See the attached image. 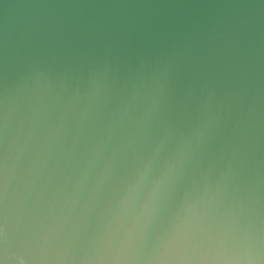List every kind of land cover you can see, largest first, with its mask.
<instances>
[{
    "label": "water",
    "instance_id": "water-1",
    "mask_svg": "<svg viewBox=\"0 0 264 264\" xmlns=\"http://www.w3.org/2000/svg\"><path fill=\"white\" fill-rule=\"evenodd\" d=\"M169 164L173 211L242 239L190 264H264V0H0L3 264H180L144 249L142 202L78 243Z\"/></svg>",
    "mask_w": 264,
    "mask_h": 264
},
{
    "label": "snow or ice",
    "instance_id": "snow-or-ice-1",
    "mask_svg": "<svg viewBox=\"0 0 264 264\" xmlns=\"http://www.w3.org/2000/svg\"><path fill=\"white\" fill-rule=\"evenodd\" d=\"M174 170L175 166L169 164L167 170L152 181L147 199L138 200L137 194L148 172V169L138 168L127 183L120 185L121 195L114 204L113 213L91 219L87 232L78 241L79 245L95 250L112 247L113 229L118 223H123L118 209L131 201L142 202L144 205L145 210L136 218V223L142 226L144 249L153 254L171 257L180 264H190L200 257H240L242 239L235 229H223L208 216L173 211L185 204L187 193V189L181 188L176 195H162ZM0 264H3L2 260Z\"/></svg>",
    "mask_w": 264,
    "mask_h": 264
}]
</instances>
